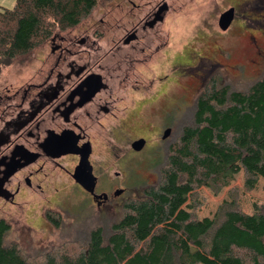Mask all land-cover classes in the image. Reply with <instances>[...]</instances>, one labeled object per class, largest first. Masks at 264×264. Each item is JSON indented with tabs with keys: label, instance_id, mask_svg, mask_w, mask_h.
<instances>
[{
	"label": "rangeland",
	"instance_id": "obj_1",
	"mask_svg": "<svg viewBox=\"0 0 264 264\" xmlns=\"http://www.w3.org/2000/svg\"><path fill=\"white\" fill-rule=\"evenodd\" d=\"M0 5L11 8L14 0H4ZM230 8H233V18L229 28L223 30L218 19ZM150 10L151 14L146 18L150 16L155 24L145 30L142 28L144 18ZM156 10L157 15L153 13ZM133 27L140 40L135 43L137 49L144 51L141 54L137 50L134 52L139 61H131L129 69H125L130 78L124 82L139 80V89L129 94L136 99L145 96L146 100L138 108L127 106L126 110L116 112L128 120L124 127L115 130L118 138L115 146L128 151L130 139L147 136L150 145L146 149L139 154H127L130 155V159H126L130 165L127 173H132V167L136 165L135 161L130 163L131 159L151 162L149 183H154L158 177L157 161L164 157L179 122L191 123L194 102L209 77L215 75L219 84L243 90L264 71V0H98L88 17L73 28L57 30L52 39L55 43L76 41L72 44L80 43L81 47L96 40L93 48L89 47L91 56L88 59L75 58L78 64H93L109 60L110 52L115 50L113 43ZM50 40L0 67L1 92L37 88L54 72L58 51L52 49ZM116 44L120 48L124 46L122 41ZM125 49L128 48L118 50L117 55ZM121 65L124 67L125 63ZM112 82L114 87L117 86L116 79ZM137 92L138 95L133 94ZM130 98L129 95L128 100ZM132 102L130 99L129 104L133 105ZM167 127L170 133L162 138ZM99 133H93L94 157L96 161L102 160L101 167L107 172L103 176H111L114 171L123 174V170L115 165L119 159L113 155L116 149L110 152L109 138ZM145 172L141 170L144 175ZM61 173L67 185L55 193L44 188L38 194L37 205L21 201L16 205L0 206V218L10 225L6 241H17L25 253L35 254L61 244L78 245L96 226L108 231L121 216L123 202L137 196L147 184L138 183L135 175H129L127 193L99 209L92 204L88 194L71 182L64 170ZM101 184L102 181L99 187ZM193 193L197 201L194 211L199 218L213 216L218 205L232 197L240 210L251 213L256 207L264 206V179H259L253 189H247L240 171L229 186L216 194L205 186L194 189Z\"/></svg>",
	"mask_w": 264,
	"mask_h": 264
},
{
	"label": "trees",
	"instance_id": "obj_2",
	"mask_svg": "<svg viewBox=\"0 0 264 264\" xmlns=\"http://www.w3.org/2000/svg\"><path fill=\"white\" fill-rule=\"evenodd\" d=\"M97 2L0 5V67L78 25ZM191 120L179 122L157 161V181L123 202L108 231L96 226L83 243L28 254L6 241L10 225L0 218V264H264V206L247 213L232 197L199 218L193 193L205 186L216 194L240 171L247 189L264 179V71L243 90L209 77Z\"/></svg>",
	"mask_w": 264,
	"mask_h": 264
},
{
	"label": "flooded vegetation",
	"instance_id": "obj_3",
	"mask_svg": "<svg viewBox=\"0 0 264 264\" xmlns=\"http://www.w3.org/2000/svg\"><path fill=\"white\" fill-rule=\"evenodd\" d=\"M161 4L164 2L160 3V7ZM157 11L153 13L157 15ZM150 14L151 10L144 18L142 28L145 30L151 29L155 24L154 20L149 19L150 16L146 18ZM136 30L133 27L113 43L115 50L110 52L112 57H109V60L93 64L89 62L78 64L75 58L91 56L89 47L93 48L96 40L81 47L80 43L72 44L76 41L60 44L51 38L52 49L58 51L54 72H51L37 88L26 87L21 92L12 93L0 91L1 207L16 205L21 201L37 205L40 200L38 194L43 192L44 188L55 193L60 187L67 185L62 180L65 176L61 170L66 172V176L82 189L85 195H89L92 204L99 209L118 201L127 193L129 175L136 176L138 183H149L151 162L131 159L130 163L135 161L136 165L133 164L132 173H127L130 165L126 160L128 157L130 159L128 153L139 154L150 145L148 137L137 136L130 139L128 151L115 146L118 138L114 132L124 127L125 121L128 120L117 113L126 110L127 106L138 108L146 100L145 96L136 99L129 94L139 89L140 84L137 83L139 80L124 82L130 78L125 69H129L131 61L137 60L136 63L139 61V56L134 55V52L137 50L138 54H141V51H144L138 50L135 44L137 41L140 42ZM119 41L124 44L121 48L116 44ZM84 42L88 43L90 40ZM123 48L128 49L118 56L117 51ZM115 55L118 58H115ZM122 63H125L124 67ZM112 79L117 80V86L114 87ZM129 95L133 105L129 104ZM97 131L109 138L110 152L116 149L113 155L119 159L115 165L123 170V174L114 171L112 173L114 177L112 174L103 176L107 172L101 167L102 160L96 161L94 157L96 146L93 133ZM140 138L145 140L144 145L141 149H135L133 142ZM70 149L73 151L69 152ZM87 153L91 171L96 178L92 191L85 189L73 177L80 159ZM141 170H146L147 173L144 175Z\"/></svg>",
	"mask_w": 264,
	"mask_h": 264
},
{
	"label": "water",
	"instance_id": "obj_4",
	"mask_svg": "<svg viewBox=\"0 0 264 264\" xmlns=\"http://www.w3.org/2000/svg\"><path fill=\"white\" fill-rule=\"evenodd\" d=\"M233 18V8H230L224 12H222L218 19V25L221 29L225 30L231 23ZM170 128H166L163 131L162 138H165L169 135ZM145 140L143 138H140L133 142V147L135 149H141V147L144 145ZM73 150H69L71 152ZM89 153L87 155L82 156L80 159V162L78 166L76 167L73 177L74 179L80 183L85 189L88 191H92L95 185V176L93 175L91 171V165L87 159Z\"/></svg>",
	"mask_w": 264,
	"mask_h": 264
},
{
	"label": "crops",
	"instance_id": "obj_5",
	"mask_svg": "<svg viewBox=\"0 0 264 264\" xmlns=\"http://www.w3.org/2000/svg\"><path fill=\"white\" fill-rule=\"evenodd\" d=\"M4 0H0V3H2Z\"/></svg>",
	"mask_w": 264,
	"mask_h": 264
}]
</instances>
